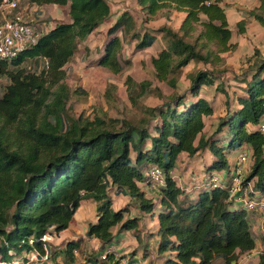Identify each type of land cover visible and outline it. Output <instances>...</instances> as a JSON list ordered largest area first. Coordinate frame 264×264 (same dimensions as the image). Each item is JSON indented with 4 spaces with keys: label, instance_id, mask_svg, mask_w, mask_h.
Wrapping results in <instances>:
<instances>
[{
    "label": "trees",
    "instance_id": "16d2710c",
    "mask_svg": "<svg viewBox=\"0 0 264 264\" xmlns=\"http://www.w3.org/2000/svg\"><path fill=\"white\" fill-rule=\"evenodd\" d=\"M28 1L66 6L69 21L53 19L36 44L0 62V77L7 80L0 95V264H14L20 257L17 264H28L32 253L38 259L47 256L52 264H122L124 258L129 264L135 252L125 257L111 249L125 232L140 237L145 215L159 221L156 252L162 264H236L254 250L259 240L253 231L254 213L231 197L229 155L243 147L251 150L253 164L242 187L254 183L251 195L264 196V132L258 127L264 118V53L258 48L249 68L236 77L243 92L233 106L228 102L218 128L207 137L203 133L205 116L214 109L202 90L216 85L225 93L229 69L223 54L234 46L224 3L137 0L145 24L160 13L170 21L174 11L186 12L177 29L168 22L156 29H137L134 16L124 11L116 18L108 0ZM46 15L52 17L50 11ZM249 16L264 24V0ZM103 24L107 37L93 65L115 75L132 64L122 53L126 37L135 43V52L153 46L157 35L166 41L152 63L156 79L168 84L172 93L165 95L150 80L126 77L134 103L151 91L164 99L155 106L141 105L140 117L73 115L67 107L72 96L67 78L79 80L77 63L71 61ZM245 27L246 21H240L241 32ZM27 59H44L46 64L40 72L31 71L23 67ZM80 60L88 61L84 51ZM190 63L206 68L190 74L189 86L178 92L179 77ZM78 88L85 92L81 86L73 92ZM205 149L212 155L205 177L225 169L228 174L219 186L200 187L194 196L178 184L174 170L181 153L194 156ZM152 166L165 176L156 197L143 189L153 184L148 175ZM113 195L127 196L128 204L115 209ZM85 200L97 203V220L89 223L86 236L97 239L99 249L85 252V238L80 236L65 248L51 250L47 236L69 228ZM256 264H264V251Z\"/></svg>",
    "mask_w": 264,
    "mask_h": 264
},
{
    "label": "rangeland",
    "instance_id": "374dc122",
    "mask_svg": "<svg viewBox=\"0 0 264 264\" xmlns=\"http://www.w3.org/2000/svg\"><path fill=\"white\" fill-rule=\"evenodd\" d=\"M110 6L115 7L114 13L119 11H124L125 9H131L135 12V16L138 18L136 22V28L141 29V27L156 28L157 25L145 24L144 16L139 10H136L138 3L136 0H121L119 6L116 5L117 1L120 0H108ZM258 5V0H230L227 3H224V6L228 13V18L230 22V27L233 31V49L225 54L224 64L228 67V73L224 76V88L225 93L217 90L216 85L213 87H204L202 94L206 95L209 98L210 103L214 108V114L212 117H207V127L212 134L215 128H218L219 121L222 116L219 115V112L225 110L227 111V104L234 105V100L237 97V94L243 92V85L239 84L236 80V77H241L243 73L249 68V62L252 59L255 49H259L264 53V24L259 23L256 20L250 18V11L254 10ZM49 6H39L36 3H33L28 0H23L20 4V10L26 18L36 27V30L39 33L47 32L50 27L53 25L51 21L53 19H59L61 21L68 22V8L66 6H54L49 10ZM47 11L51 12V16H47ZM174 15V14H173ZM184 15L182 13H175L172 16L171 25L174 28H178L181 24V20ZM158 24L165 22V17L159 15ZM50 19V20H47ZM155 20V19H151ZM246 21V31L241 32L239 28V22ZM148 25V26H147ZM107 25L103 24L96 33H93L89 38L83 42L81 46L82 49L76 54V57L71 61L72 65L76 62L77 66L74 69L75 73L79 76L77 81L74 77L69 76L67 78V83L72 90L71 99L68 102L67 107L70 110V113L73 115L84 114L85 116L92 115H109V116H127V117H140L141 116V105L155 106L164 101L155 91H151L144 97H142L138 102L134 103L131 96L129 95L128 86L126 85L127 75H132L138 82L144 80H150L153 82V87H160L162 93L168 95L173 92V89L164 82H159L155 77V69L152 63V58L154 57V52L152 49H148L142 52H135V43L130 40V37H126L123 42V56L126 59H131V66L125 70L123 73L115 75L109 72L106 68L93 65V61L96 60L100 51L103 49L104 41L107 37ZM146 29V28H145ZM122 36V33L119 32ZM127 36V35H126ZM166 43L164 39L159 41V44L162 45ZM85 52L88 61L82 62L80 60V55L82 52ZM89 63V64H88ZM46 61L44 59H27L23 64V67L31 71L40 72L45 66ZM75 65V64H74ZM206 68L204 64L201 63H190L183 69L182 74L179 77L178 82V92L184 91L190 84V74L195 72L198 69ZM228 77V78H227ZM7 83V80L3 77H0V95L2 94V87ZM218 85V84H217ZM81 86L85 92H82L81 89H77V92H73L74 89ZM221 112V113H222ZM226 114V113H225ZM223 114V115H225ZM227 114L224 116L226 117ZM218 117L219 120L215 124L214 128H211L210 121H213L214 118ZM213 126V124H212ZM209 133V134H210ZM209 136V135H208ZM198 143V142H197ZM237 150L234 152L236 154ZM233 156H231V163H233ZM182 161L177 167L176 174L181 177L179 182L182 186H188L189 184L194 183L195 180L199 182L196 186L198 187H208L210 177H203L202 172H204V167L206 166V161L211 158L210 153H204L200 151V154L196 158H191L190 156ZM205 158V159H204ZM204 159V160H203ZM202 160L204 166L202 167ZM251 163V162H249ZM190 166L193 167L194 172L188 173ZM252 164H250V167ZM250 167L248 171H250ZM225 176L228 174V169H225ZM247 171V172H248ZM188 173V174H187ZM219 173H216L217 175ZM247 174V173H246ZM195 179V180H194ZM254 185V183H252ZM153 191H156V188L152 187ZM254 189V188H253ZM254 195V194H253ZM249 193V196H253ZM85 202V201H84ZM129 201L126 198H118L116 207L123 206L128 204ZM84 205V211L89 214V219H81L77 217L72 222V229L75 233H86L88 222L93 219L95 203L93 201H86ZM83 211V210H82ZM134 213V212H133ZM80 215V210H78L76 216ZM256 215V214H255ZM82 216V215H81ZM263 228L255 229V234L263 237L264 239V219L262 218ZM142 223V237L135 236L133 231L126 232L121 237V243L114 250L118 252L119 255H125L136 253L142 258L145 252L149 251V246L146 242L147 238L153 239L156 230V225L149 217H144L141 221ZM117 231V229H116ZM263 235V236H262ZM138 237V238H137ZM145 245H147L145 247ZM100 243L96 240L88 241L87 248L90 252L96 251L99 249ZM147 250H146V249ZM240 264H254L253 261L248 259L246 256H242ZM144 259V258H142Z\"/></svg>",
    "mask_w": 264,
    "mask_h": 264
},
{
    "label": "built area",
    "instance_id": "2783aa9c",
    "mask_svg": "<svg viewBox=\"0 0 264 264\" xmlns=\"http://www.w3.org/2000/svg\"><path fill=\"white\" fill-rule=\"evenodd\" d=\"M23 0H2L0 3V62L5 59H12L26 50L27 47L38 42L40 33L36 27L26 18L20 10V4ZM213 1H221L227 3L230 0H209L207 4ZM261 131L264 132V123L259 125ZM252 158L251 150L243 147L238 150L235 161L233 162V182L230 187L231 197H236L237 203L243 204L249 211L260 213L264 219V196L254 193L252 183L247 187H242L243 176L247 173L248 163ZM148 175L151 177L152 187L165 183V176L162 169L158 166H152ZM225 172L210 177L208 187H217L226 179ZM111 250H114L112 248ZM31 264H52L47 260V256L38 259ZM129 264H141L139 260H135Z\"/></svg>",
    "mask_w": 264,
    "mask_h": 264
},
{
    "label": "crops",
    "instance_id": "0c3cea01",
    "mask_svg": "<svg viewBox=\"0 0 264 264\" xmlns=\"http://www.w3.org/2000/svg\"><path fill=\"white\" fill-rule=\"evenodd\" d=\"M137 1V0H136ZM121 0L120 1H117L116 2V5L117 6H119L121 3ZM258 5H259V0H258ZM257 5V6H258ZM114 8L115 7H112L111 6V9H112V12H113V14H115V17L117 18L119 15H121L124 11H129L133 16H134V18H135V21L137 22L138 21V18L135 16V12L133 11V10H131V9H125L124 11H119V12H116V13H114L115 11H114ZM52 8H50V10H51ZM136 10H139L140 12H141V14L142 15H145V13L142 11V8H141V6H139V4H138V7L136 8ZM227 11V10H226ZM175 13H182L183 15H184V17H183V19L185 18V16H186V12H183V11H181V12H179V11H174L173 13H172V15H171V19H172V16H174L175 15ZM174 14V15H173ZM159 15H161V16H163V17H165L164 16V14H162V13H160ZM158 15V16H159ZM227 15H228V13H227ZM158 16H156V17H158ZM145 17V16H144ZM153 18V19H155V20H151L149 23H151V24H154V25H157V27L156 28H158V27H160L161 25H163V24H165V23H170L171 24V21H167L166 20V18H165V22L164 23H161V24H158V18ZM115 18V19H116ZM183 19L181 20V23H182V21H183ZM149 23H147L148 25H151V24H149ZM147 25V26H148ZM181 25V24H180ZM180 27V26H179ZM178 27V28H179ZM156 28H154V29H156ZM175 29H177V28H175ZM163 38L161 37V35H157V39H156V41H155V43L153 44V46H151V47H149V48H147L146 50H148V49H152V51L154 52V56H157L158 55V52L165 46V43L164 44H162V45H160L159 44V41L160 40H162ZM146 50H144V51H146ZM204 95V94H203ZM206 98H208L206 95H204ZM208 100H209V98H208ZM212 105V104H211ZM214 109V108H213ZM222 111H223V109H222ZM221 111V112H222ZM219 112V115L220 116H224L223 114H225L226 113V110L224 111V112ZM214 114V113H213ZM207 117H212V115L211 116H207ZM219 120V118L218 117H216V118H214V120L213 121H210V123H211V125H210V127L211 128H214L215 127V124L217 123V121ZM261 123H264V118L262 119V121H261ZM212 124H213V126H212ZM250 128H254V126L253 125H251V126H249ZM259 127V126H258ZM210 129V128H209ZM208 129V127H207V119H206V116H205V128H204V130H203V133H204V135L207 137L208 135H210L211 133H210V131L212 130H209ZM217 128H215V130H216ZM215 130H213V131H215ZM210 133V134H209ZM204 151V153H210V155H211V151L209 150V149H205V150H203ZM235 152V151H234ZM234 152H232V153H230V155H229V161H231V156L232 155H234L233 156V160L235 161V159H236V156H237V153H238V150H237V152H236V154H234ZM200 154V152L198 153V154H196V155H194V156H190L191 158H196L198 155ZM185 156H189L186 152H183V153H181V155H180V161H179V163H178V165L180 164V163H182V161L183 160H185L187 157H185ZM211 158H212V155H211ZM210 158V159H211ZM205 159V158H204ZM203 159V160H204ZM210 159L208 160V161H206L207 163L210 161ZM203 160H202V167L204 166V164H203ZM233 161V162H234ZM249 162H251V163H248V167H250V164H253V160H252V158H251V160L249 161ZM206 163V164H207ZM178 165H177V167H178ZM177 167H176V169L174 170V176H175V178H176V180L178 181V184L182 187V188H184V189H186L187 190V192H190V193H192L194 196H196L198 193H199V190H200V187L198 186H196L199 182H197V180H195V182H196V185L194 184V183H192V184H189L188 186H182L181 185V183L179 182V179H181V177H179L177 174H176V171H177ZM205 168V167H204ZM188 173H193L194 172V170H193V167L192 166H190V168H189V170L187 171ZM187 173V174H188ZM202 175H203V177H205V174H204V172H202ZM204 187H206V186H204ZM143 189L144 190H146L147 191V194H148V196H150V197H156V191H153V188H152V185H145L144 187H143ZM121 197H124V198H126V200L127 201H129V198L127 197V196H123V195H113V198H114V207H115V209H118V208H121V207H123L124 205H126V204H124L123 206H119V207H116V205H117V201H118V198H121ZM86 201H93V200H85V202L83 201L82 203H81V206L79 207V209L78 210H80V215L79 216H74V219H76L77 217H79V218H81V219H89V214L88 213H86V211H84V205H86L87 203H86ZM94 203H95V209H94V212H93V215H94V217H93V219H91L89 222H88V226H89V223L90 222H95L96 220H97V212H96V208H97V203L95 202V201H93ZM83 210V211H82ZM78 212V211H77ZM77 212H76V214H77ZM254 214H253V231L255 232V229L258 227L259 229H261V228H263V222H262V216H261V214L260 213H257V212H253ZM75 214V215H76ZM133 214H135V212L133 213ZM256 214V215H255ZM82 215V216H81ZM142 218H141V221L143 220V218L144 217H148L147 215H145V216H141ZM74 219H73V221H74ZM152 220V219H151ZM72 221V222H73ZM153 222H154V224L156 225V230H155V235H153L152 236V238L153 239H149V238H147V240H146V242H147V244H148V248H149V251L147 250L146 252H145V254L142 256V258H144V259H142V258H140V256L138 255V254H136L135 255V260H139L140 262H141V264H162V261H160V260H158V258H157V252H156V249H157V245H158V239H159V237L158 236H156V233H157V231H158V228H159V221L157 220V219H155V220H152ZM72 222H71V224H70V226H69V228H67V229H65V230H63V231H61V232H59V233H54V234H50V235H48L47 236V240H48V242H49V247H50V249L51 250H60V249H62V248H65L71 241H73V240H75V239H78L80 236H82V237H84L85 238V241L83 242V244H82V249H84V251L85 252H89V253H91L89 250H88V248H87V245H88V241H91V240H96V241H98L97 239H90V238H88L87 236H86V233H87V230H88V226H87V229H86V233L85 234H83V233H75V232H73V229H72ZM142 224V223H141ZM143 226H141V228H142ZM116 229L117 228H115V230H114V232L115 233H117V231H116ZM130 232V231H129ZM126 233V232H125ZM125 233H123L122 235H121V237L125 234ZM154 234V233H153ZM264 235V234H263ZM262 235V236H263ZM136 236V235H135ZM138 236V235H137ZM121 237L119 238L120 239V243H121ZM139 237V236H138ZM137 237V238H138ZM142 237V233L140 234V238ZM99 242V241H98ZM100 243V242H99ZM119 243V244H120ZM118 244V245H119ZM118 245H116V246H114V249L115 248H117V246ZM147 245H145V247H146ZM95 250H97V249H95ZM262 251H264V239H263V237L261 238L260 236H259V240H258V243H257V247L254 249V250H252L251 252H247V253H245V254H243L242 256H246L248 259H250L251 261H253L254 262V264H256L258 261H259V255H260V253L262 252ZM81 254H82V252H79L78 253V256L79 257H81ZM147 255V256H146ZM28 256V255H27ZM146 256V257H145ZM241 256V257H242ZM29 257L31 258V261L28 263V264H31V263H33V262H35L36 260H37V256L35 255V254H29ZM23 260V258H17L16 259V262L14 263V264H17L19 261H22ZM58 260L59 261H62V256H59L58 257ZM127 260V258H124V260H123V262L125 263V261ZM134 261V260H133ZM122 262V264H124ZM132 262V261H131ZM240 262H241V258L238 260V262L236 263V264H240ZM219 263H222V261H219Z\"/></svg>",
    "mask_w": 264,
    "mask_h": 264
}]
</instances>
